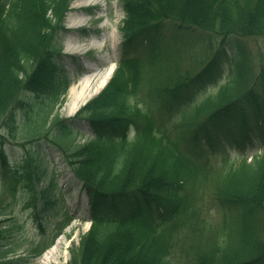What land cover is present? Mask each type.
I'll return each mask as SVG.
<instances>
[{
  "label": "trees",
  "instance_id": "1",
  "mask_svg": "<svg viewBox=\"0 0 264 264\" xmlns=\"http://www.w3.org/2000/svg\"><path fill=\"white\" fill-rule=\"evenodd\" d=\"M70 1L17 0L0 8V121L9 135L20 129L16 111L29 107L28 90L56 74L54 42ZM122 1L125 39L115 74L81 111L97 137L64 156L90 195L93 224L68 264H167L183 225L180 249L192 264H264V53L244 41L264 36V0ZM191 29L210 34L189 40L183 31ZM227 46L240 58L224 67ZM64 76L62 70L59 85ZM212 84L217 88L203 98ZM28 117L31 134H41ZM54 119L52 140L60 147L70 126ZM172 122L176 136L167 131ZM228 138L260 152L251 162L213 164L210 150ZM25 147L11 161L0 141V264H35L74 218L60 197L45 189L38 195L43 180L56 185V174L41 143ZM208 186L216 204L236 210L219 232L197 207L200 188ZM23 199L40 237L29 241L25 256L3 225Z\"/></svg>",
  "mask_w": 264,
  "mask_h": 264
},
{
  "label": "rangeland",
  "instance_id": "2",
  "mask_svg": "<svg viewBox=\"0 0 264 264\" xmlns=\"http://www.w3.org/2000/svg\"><path fill=\"white\" fill-rule=\"evenodd\" d=\"M75 2V3H73ZM72 2V10L69 12L68 14V18H67V24H74L71 21V18L69 17L71 14H80V13H84L83 12V5L85 4L86 1L81 2V0H73ZM104 10L106 11V13H110L109 17H110V23H109V29L107 27V37L108 40L106 42V44L104 46L101 45V47H103L98 51H93L92 54L90 55V58L88 59L85 55L84 58H82L83 60H88L87 63H84V70L77 74L72 72V76H73V80H72V85H74L75 83H77L84 75H89L91 77H93V75L95 74V72L97 71V68L99 66V68H101L102 71H104L106 68H108L113 60H117L118 54H119V49H118V43L119 41L122 39V32L120 30V26L121 23L124 20L125 17V12L124 9L122 7V3H120V0H105L104 2ZM86 16V15H85ZM82 23V22H80ZM80 23H75V25H80ZM73 37L71 40L70 45L67 46V50H71L73 52L78 51H86L88 47H90V38L88 37H82L80 35H78V31L73 33ZM116 41V42H115ZM254 41H259V46L261 47L263 45V49H264V41L262 39H256ZM261 41V42H260ZM90 54V53H89ZM66 61L69 62V66L74 65L73 61L70 60L69 57L65 58ZM85 60V61H86ZM95 64V67H92V65ZM100 71V72H102ZM71 85V87H72ZM71 89V88H70ZM70 89H69V93H70ZM41 99V98H40ZM40 99L36 100L34 102L36 107H39L38 104L40 102ZM67 100V99H66ZM69 105L66 103V101H64V103L62 104V106L58 107L55 110V114L59 113L61 116H73L74 112L69 111ZM56 107H52L50 110L51 115H53V110ZM22 117V116H21ZM51 117V116H50ZM45 121V119H42L40 121V123H43ZM24 117H22L21 119H19V123H20V129L16 131L15 135H8L6 137H4L5 141L8 142L7 144H9L7 146V151L10 153L9 155L14 158L17 159L16 157H19L21 153L25 152L23 146L21 143H18L17 140H20V138L22 137H27L26 134H23V128H24ZM48 123V122H46ZM49 124V123H48ZM73 126L75 127L76 130L81 131L84 133V135H78L77 140L78 142H85L88 139V136L90 134H92L91 129L89 128V126L78 120L75 121ZM3 131L2 127L0 126V132ZM0 138H1V134H0ZM24 140V139H22ZM44 149H46V153L49 156V159L52 160L50 163V167L52 169H56V171H58L59 173V188L60 189H69L72 192V195L67 194L65 201L67 203H69L75 210L76 213H78V218L76 220H74L70 226L67 227V229L65 230V232L63 234L60 235V237L57 239L56 243L54 244L55 247H57V253L56 256L57 258H59V260H61V263H57L56 261H53L52 264H66L69 261V257H70V246L72 245H77L80 241L81 238V234H83L84 232H86L89 227H90V220L88 221L86 219V215L87 213H85L82 210V207L80 206V202L82 204L85 203L86 201V193L82 188V184L81 182L77 179L74 178L72 171L69 169L67 163L65 160L61 159L62 158V154L60 152V149H58V147H56V145L54 144H48L45 142L44 144ZM226 146V147H225ZM223 148H226V150H228V153H230L232 155V157H238L240 155V152H237V150H235L231 144L228 142L224 145ZM221 150L217 151L216 157L220 158L221 154ZM55 193H58L57 191ZM205 199H204V203H203V208H205V211L207 213V218L208 219H213L214 223H218V221H220V214H217L215 208L211 205V197H210V189H205ZM10 198V197H9ZM78 199L80 200V202H78ZM81 204V205H82ZM30 208L27 207V205H23L18 207L17 210L15 211L14 215L16 216V222L12 223L11 227V232H10V238H12L13 241H15L17 244H20L24 239L28 238L29 240L32 238V236L35 235V228L32 225L30 216H29V212H30ZM218 220V221H217ZM10 219L5 220V224L9 223ZM27 247V241L24 243L23 246L19 247V251L23 252L24 248ZM179 247L177 248V251L175 252V254L171 255V262L170 264H185L184 259L182 258L181 254L179 253ZM66 253H67V258L66 257ZM44 256L41 255L40 257H38V264H41L43 259L42 257Z\"/></svg>",
  "mask_w": 264,
  "mask_h": 264
},
{
  "label": "bare ground",
  "instance_id": "3",
  "mask_svg": "<svg viewBox=\"0 0 264 264\" xmlns=\"http://www.w3.org/2000/svg\"><path fill=\"white\" fill-rule=\"evenodd\" d=\"M84 16H74L72 17V21L74 23L80 22L84 20ZM114 68V62L112 65L104 70V72L99 73V71H96V74L94 77H91L89 75L83 76L81 80H79V83H76L72 86L70 91V98L68 100L69 109L70 111L75 110L78 108L81 103L84 102L85 99L89 98L94 94V91H97L100 89L106 82V80L109 78L111 73L113 72ZM98 69V68H97ZM101 71V69H100ZM57 247L53 246V248L46 251L45 255L42 257L43 261L41 264H52L53 261H56L57 263H61L62 261L57 258ZM67 258V253L66 257ZM68 259V258H67ZM61 261V262H60Z\"/></svg>",
  "mask_w": 264,
  "mask_h": 264
}]
</instances>
